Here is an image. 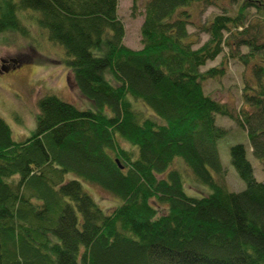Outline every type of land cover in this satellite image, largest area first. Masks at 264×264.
I'll list each match as a JSON object with an SVG mask.
<instances>
[{"label":"trees","instance_id":"obj_1","mask_svg":"<svg viewBox=\"0 0 264 264\" xmlns=\"http://www.w3.org/2000/svg\"><path fill=\"white\" fill-rule=\"evenodd\" d=\"M141 1L134 49L119 0H0V44L36 26L91 102L42 97L24 141L0 116V264H264V179L236 143L246 188L229 187L218 142L230 128L217 123L242 128L264 169V0H132L134 11ZM212 6L222 11L203 20ZM229 60L251 70L239 108L206 91ZM84 182L122 203L107 212Z\"/></svg>","mask_w":264,"mask_h":264},{"label":"rangeland","instance_id":"obj_2","mask_svg":"<svg viewBox=\"0 0 264 264\" xmlns=\"http://www.w3.org/2000/svg\"><path fill=\"white\" fill-rule=\"evenodd\" d=\"M224 1L230 3V0ZM224 1L222 0V2ZM132 6V0H119L118 11L126 27V44L131 48L139 49L142 47L141 26L145 17L144 1H141L136 11ZM232 6L237 8V2L235 1ZM221 11L219 6L209 7L202 19L211 18ZM196 23H201V20H197ZM29 28V35L9 34L8 42L0 44V116L10 124L14 138L18 141L26 140L35 132L38 125L39 100L42 97L55 94L80 108H87L89 107L87 105L91 104L73 81L71 70L64 61L67 56L65 48L45 39L41 30L36 26L30 24ZM189 30L195 32L198 29L195 25H191ZM194 38L196 39V37ZM207 38L206 34H202L198 39L201 42L196 46H199ZM222 58L223 55H220L203 69L220 64ZM228 67V76L220 81L208 80L206 91L219 100L227 101L233 107L239 108L242 105L243 74L249 76L251 70L250 68L244 69L240 63L234 60L228 61ZM217 123L226 124L230 128L229 133L218 142L221 161L227 170L229 187L234 191L246 188V182L241 178L232 161L231 147L236 143L246 145L256 177L258 180L264 179V169L252 153L247 133L242 128H237L234 121L221 115H217ZM83 184L84 188L107 212L123 201L97 186L89 185L88 182ZM186 190L189 194L200 193L198 196L208 195L211 192L208 187L195 186L194 184H187Z\"/></svg>","mask_w":264,"mask_h":264}]
</instances>
